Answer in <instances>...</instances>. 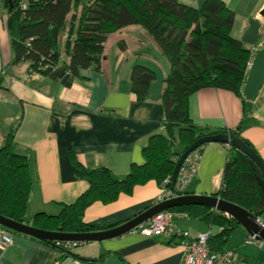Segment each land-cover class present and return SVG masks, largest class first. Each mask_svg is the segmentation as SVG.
Listing matches in <instances>:
<instances>
[{
	"label": "crops",
	"instance_id": "0c3cea01",
	"mask_svg": "<svg viewBox=\"0 0 264 264\" xmlns=\"http://www.w3.org/2000/svg\"><path fill=\"white\" fill-rule=\"evenodd\" d=\"M177 1L198 8L206 0ZM220 1L233 14L230 36L240 41L248 22L256 20L260 23L256 45H243L250 50L251 57L254 50L264 49V24L260 16L264 0ZM6 20L2 0L0 148L8 132L14 129V151L26 155L30 161V197L23 220L30 225L36 213L57 215L61 205L73 203L88 188L80 170L71 162L70 153L84 168H107L122 178L131 164L143 162L141 149L148 137L166 135L159 97L167 63L143 29L129 26L108 36L100 72L81 70L80 78L69 86L42 75L25 80L29 66L12 63ZM65 38V35L60 37V45H65ZM120 41L125 44L124 51L118 46ZM62 58L69 60L65 55ZM137 65L154 73L146 100L142 102L135 100L131 92L130 72ZM188 114L199 128H238L264 164V83L252 101L223 89H200L189 97ZM183 150L174 131L171 151L181 154ZM226 158L225 144H205L196 174L183 195L216 194ZM160 190L157 183L148 181L135 186L130 195L120 194L112 203L94 202L85 209L83 221L102 228L98 231L121 225L153 206ZM176 226L191 236L209 231L212 237L221 230L190 217L177 220ZM248 236L238 225L220 251L233 250L250 264H264V243L245 244ZM182 255L183 248L177 238L127 233L109 240L81 243L65 253L49 242L12 232V243L5 250L4 259L11 264H53L55 260L62 264L75 260L79 264H179Z\"/></svg>",
	"mask_w": 264,
	"mask_h": 264
},
{
	"label": "trees",
	"instance_id": "16d2710c",
	"mask_svg": "<svg viewBox=\"0 0 264 264\" xmlns=\"http://www.w3.org/2000/svg\"><path fill=\"white\" fill-rule=\"evenodd\" d=\"M22 5L25 7L22 8ZM6 29L13 53V64L27 63L28 72L61 81L65 86L80 78L81 70L100 72L108 36L129 26H138L150 37L167 63L159 101L164 109L166 135L148 137L141 149L143 162L131 164L125 177L107 168L87 169L70 153V160L88 183L76 200L61 205L57 215L36 213L30 225L60 233H86L101 230L83 221L85 209L94 202L109 204L120 194L130 195L135 186L154 181L174 189L170 178L180 155L171 151L173 133L186 149L203 135L223 134L240 141L252 151L239 129L197 127L188 114L189 97L203 88L223 89L245 100L241 88L247 74L251 52L230 36L233 14L220 0H206L200 7L186 6L177 0H4ZM65 35V45L59 39ZM120 50L125 44L118 43ZM69 60H63L62 56ZM154 73L143 66L130 72L135 100H146ZM11 129L0 148V216L23 223L30 197V161L14 151ZM224 144V143H223ZM197 148L201 152L202 147ZM216 194L236 204L264 223V192L258 186L248 158L231 144ZM255 152V151H254ZM220 227L209 238L212 251H220L238 224L222 213L198 205L172 209Z\"/></svg>",
	"mask_w": 264,
	"mask_h": 264
},
{
	"label": "water",
	"instance_id": "95a60500",
	"mask_svg": "<svg viewBox=\"0 0 264 264\" xmlns=\"http://www.w3.org/2000/svg\"><path fill=\"white\" fill-rule=\"evenodd\" d=\"M260 16H264V8L260 11ZM259 28L260 23L258 21L250 20L248 22V28L243 33L240 41L245 45L254 46L259 39ZM65 80L66 76L61 80V82L63 83ZM263 83L264 49L262 48L256 51L252 58L251 65L247 71L242 88L243 97L249 101L254 100L257 97ZM212 142L231 144L235 146L239 151H241L248 158L249 165L255 176V180L260 189L264 192V164L262 163L261 159L254 151L244 146L240 141L230 140L223 134L203 135L195 139L191 145L184 149L175 161V165L170 178L171 185H174L178 171L185 158L201 145ZM189 205L203 206L230 217L238 225L243 227L246 233L250 237H253L255 241L264 243V223H262L258 218H256L254 215H252L242 207L211 195H182L176 198H172L151 206L144 212L140 213L139 215L121 225L103 231L86 233L48 232L36 229L31 225L25 223L12 221L3 216H0V225L14 233L27 235L43 242L50 243L55 241H67L88 243L120 237L124 234L129 233L131 230L146 222L161 211Z\"/></svg>",
	"mask_w": 264,
	"mask_h": 264
},
{
	"label": "built area",
	"instance_id": "2783aa9c",
	"mask_svg": "<svg viewBox=\"0 0 264 264\" xmlns=\"http://www.w3.org/2000/svg\"><path fill=\"white\" fill-rule=\"evenodd\" d=\"M1 5L2 0H0V8ZM24 7L25 6L22 5V8ZM262 22L264 24V16ZM256 51L257 50H254L251 59L247 63V70L251 65L252 58ZM35 75L37 74L29 72L25 80ZM200 155V151L194 150L185 158L176 176L174 189L165 186L161 187L154 205L183 195L186 186L192 181L196 174ZM184 218H187L186 214L173 211L172 209L161 211L129 233L140 234L146 237L177 238L179 240V245L183 248L182 259L179 264H250L249 261L239 258L233 250L212 251L208 243L210 238L209 231L198 234L197 236H191L188 231L178 228L176 226V221ZM254 242V238L250 236L244 241L245 244ZM11 243L12 231L0 225V264H11L4 259V252ZM50 244L56 249L66 253L72 251L81 243L55 241L50 242ZM53 264L62 263L55 260ZM70 264H79V262L75 260Z\"/></svg>",
	"mask_w": 264,
	"mask_h": 264
},
{
	"label": "rangeland",
	"instance_id": "374dc122",
	"mask_svg": "<svg viewBox=\"0 0 264 264\" xmlns=\"http://www.w3.org/2000/svg\"><path fill=\"white\" fill-rule=\"evenodd\" d=\"M257 242V241H256ZM264 245V244H263Z\"/></svg>",
	"mask_w": 264,
	"mask_h": 264
}]
</instances>
